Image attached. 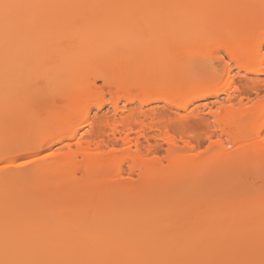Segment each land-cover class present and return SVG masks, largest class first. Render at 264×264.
<instances>
[{"label": "rangeland", "instance_id": "1", "mask_svg": "<svg viewBox=\"0 0 264 264\" xmlns=\"http://www.w3.org/2000/svg\"><path fill=\"white\" fill-rule=\"evenodd\" d=\"M15 1L17 0H9L8 4L2 7L1 11L5 17L2 13L0 15V23L6 19L7 24V28L0 32L6 33L12 47L8 54L0 56V133L5 130L17 136L23 135L17 139L33 147L18 155L19 157L16 156V160H23L37 150L41 156L55 153L56 158L70 152L77 154V142L92 130L96 116L106 115L110 118V124L113 126L102 128L106 133L113 130L124 131L125 122L136 121L146 125L144 133L151 137L149 144L156 149V155L163 165H167L168 151L174 146L188 161H205L206 158L211 160L215 156V159L211 160L214 163L207 164L209 169H212L205 168L208 173H194L190 178L192 180L189 179V175H192L190 173L184 178H188V181L182 180V184L158 187L149 185L151 187H147L148 190L144 188L146 194L141 190L146 196H140L146 198L142 204L141 198L137 200L138 190L136 195L134 194L136 197L131 195L132 200L122 193L106 195L98 192L87 200L94 202V205H88V211H91L89 215L97 213L94 210L96 208L104 214L107 210L103 206L109 202L125 205L129 210L149 207L148 210L160 215L186 216L188 212H198L201 207L208 206L204 208L206 211L201 208L199 213L203 215L213 212L218 215L223 214L224 210L228 212V209L229 212L232 210L233 215L236 212H246L250 215L253 212V216L262 213L264 161H250L251 164L247 163L245 166L234 163L237 161L234 160L230 165L235 167V171L232 168L224 170L228 164L222 171L223 167L221 163H217L216 154L222 152L221 149L230 152L234 148L228 144V137L215 130L210 111L202 107L206 103L213 106L216 102L214 95L220 89L218 96L221 95L217 102L225 105L227 90H223L227 86L239 102L241 93L245 90L241 84L243 79L253 77L245 73L244 69L251 67L264 70L261 55L253 56V49L264 39V0H185L179 11L173 10L172 5L165 1L159 4L148 1L110 2L90 5L75 11L69 9L76 7V4H47L43 0H36L22 7ZM65 18L70 22L62 24ZM74 20L82 23L76 25ZM237 43H242L247 56L252 58L238 63L235 54ZM210 57L219 58L221 61L212 67ZM225 69L230 71L228 80L223 79ZM101 79L129 81L136 84V89L129 95H117L110 93ZM258 100L264 101V93L260 98L250 94L248 101L254 104ZM143 103L147 105L145 110L159 108L161 111L168 106L180 107L182 109L178 111V116L184 119L179 121L174 112L170 113L169 118H163L159 114L142 116L129 113V109L139 108ZM11 106L16 108L11 110ZM113 106L121 109L116 118L113 116ZM124 108L126 110H122ZM217 108L218 106L212 107L211 114L217 113ZM16 110L24 113L23 123L16 119L12 123H5V118L12 113L15 115ZM246 124L243 128L245 130L242 129L243 135L250 134L252 140L249 141L255 142L252 137L264 130V117L250 125ZM153 125L158 128L152 129ZM214 132L216 134L211 137ZM131 137L135 138V134ZM137 138L145 148L147 144L143 138L136 136ZM135 141L133 139L129 145L132 152L135 151ZM186 143H190V146H186ZM40 145L42 148L37 149ZM125 148L120 145L116 149L117 154L127 151ZM91 150H95V147ZM77 159L80 160L81 157L78 156ZM54 161L56 160H48L40 163L41 165L34 164L21 170L13 169L12 172H29L31 175L39 167L44 168ZM4 163L1 162L0 165L3 166ZM216 165L222 167L218 170L223 174L215 171L218 167L215 168ZM229 169L234 172H229ZM8 171L7 173H12L11 169ZM42 176L36 179L41 181ZM109 177L114 181L139 182V174H130L126 166L121 172H112ZM43 178L38 183L35 179L30 181L31 186L35 181L37 185L34 184V188H39L38 192H44L41 196L50 191L48 195H51V203L59 204L62 196H57L60 195V186L58 191L54 178L50 181L46 179L52 177ZM64 188L62 186L60 192L68 190ZM58 204H52L51 208H54H50L51 211L48 207V212L49 217L59 218V224H67V217L73 220L75 214H78L71 206L70 211L65 213L61 210L65 206L59 207ZM238 207H245V210ZM78 211L83 212L84 209L78 208ZM8 225L6 227H9ZM70 226L69 230L71 234L75 233L74 237L82 234V237L85 236L86 232H75V224Z\"/></svg>", "mask_w": 264, "mask_h": 264}, {"label": "bare ground", "instance_id": "2", "mask_svg": "<svg viewBox=\"0 0 264 264\" xmlns=\"http://www.w3.org/2000/svg\"><path fill=\"white\" fill-rule=\"evenodd\" d=\"M43 1L47 4H76V7L69 9L73 11L90 5H100L110 2L138 3L142 1H148L152 4H159L165 1L172 5L173 10L179 11L185 3V0ZM8 2L9 0H0V15L2 13L4 16L1 10ZM15 2L23 7L36 2V0H17ZM5 20L3 23H0V30L7 28ZM69 22L70 20H66L65 18L61 23L66 24ZM75 22L77 23L76 25L82 23L80 21ZM259 47L260 43L253 49L254 57H260V53L257 51ZM11 49V41H9L6 33L0 32V56L8 54ZM235 54L238 63H243L249 58H252L250 55L247 56L248 53L244 50L242 43L235 45ZM210 58L209 62L212 67L221 61L219 58ZM244 71L253 77L244 78L243 81L241 80V84L245 87V90L241 93L239 102H237L238 98L234 93L232 94L230 92L227 86L224 88L225 90L222 89L223 91L227 90V93H224L226 95L225 105L217 102V99L221 95L218 96V92L220 91L221 93L220 89L214 95L216 102L212 104L213 106L210 105V107L206 103L202 107L210 111V117L213 119V127L215 130L219 131L221 135L228 137V144L234 148L230 152H225L221 149L222 152L216 154L217 163H221L223 167L216 165L215 168L218 167L215 171L218 172H222L226 164L228 166L224 170L228 171V168L234 170L235 167L230 165L234 160H237L234 163L245 166L247 163H256L254 160L258 162L259 160L260 162L264 161V137L256 133L255 137H252L253 140L255 139V142H250L252 140H250L251 135H243L242 132L245 130L243 128L246 123V125H250V123L252 124V122L254 123L264 117L262 113L264 112V101L258 100L254 104L248 101L250 94H254L257 98H260L264 93V78H260V76L264 77V70L261 68L247 67ZM223 75V79L228 80L230 71L225 69ZM101 81L110 93L117 95H129L132 90L136 89V84H132L129 81L124 82L118 79H101ZM245 101H248L247 103L249 104L245 103ZM144 105L145 103L141 104L139 108L129 109V113L142 116L159 114L163 118H169L170 113L174 112L179 121H183L182 119H184L178 116V111L182 109L180 107L168 106L159 111V108L145 110L147 105ZM217 106L218 108L216 110L218 112L211 114L212 107L216 108ZM13 108L15 109L16 107L11 106L9 109L13 110ZM112 110L114 118L118 117L119 113H121V109L117 106H113ZM122 110L126 109L124 108ZM96 117L97 119L92 130L85 134L86 137L78 140L77 154L70 152L58 158L51 154L41 156L38 154L39 150H37L33 155L18 161L16 160L18 159L16 156L33 149V147L17 139L22 138L23 135L17 136L13 132H5V130H3L4 133H0V137L2 138L0 139L3 140H0V143L2 142L0 144V163L7 162L8 165L5 166V163L3 166L0 165V264H264V210H261V215L255 214L258 217L260 215L259 218H262L261 220L253 216V212L251 215L246 214V212H242L244 214L238 212L237 214L234 210L233 213L235 214L233 215L231 214L232 210L229 212L228 209V212H226L224 210L225 208L223 210L226 214L224 212L218 215L213 212H207L208 215L207 213L201 215L199 210L203 207H199L198 212H191L188 208L191 213L186 209L188 212L186 216L176 214L160 215L148 210L149 207H145L146 210H144V207L129 210L125 208V205L109 202L103 206L107 210H103L105 212L104 214H101V210L96 208L94 210L97 213L94 212V215H89L88 213L91 211H88V205H94V202H87V200L91 199L98 192H103L106 195L122 193L129 200H132L133 196H137V200H140L139 198L141 200L142 198L144 199L142 201L140 200L142 204L146 200L144 198L146 196L141 191L142 189H147V187L149 189L151 186L158 187L168 186L170 184L175 185L176 183L182 184V180L183 182L186 179L188 181V178L185 180L184 178L188 177L190 173L192 175H189V179L194 173L207 171L209 169L208 165L212 163L211 160L215 159L214 156L211 160L210 158H206L205 161L204 159H191L188 161L185 155H182L174 146H171L168 151L167 165H163L156 155V149L149 144L151 137H147L144 133V129H146L145 124L129 121L124 123V131L113 130L111 133H106L102 131V128L113 126L110 124V118L106 115L105 117ZM23 118L24 113L16 110L15 115L12 113L11 116L5 118V123H12L15 119L23 123ZM196 118H199V116H196ZM153 128L158 127L153 125ZM136 129L137 131H135ZM133 134H135V138L131 137ZM215 134L216 132L211 137H214ZM136 136L143 138L147 144L145 148L142 143H139ZM133 139L136 140L134 152L131 151L129 146ZM249 142L254 143L253 145L255 147L252 144L250 145ZM120 145L126 147L125 149L127 151L122 154H117L116 149ZM41 146L37 147V149H41ZM93 146L95 150H91ZM186 146H190V143H186ZM143 151L145 155H143ZM78 156L81 157L80 160L77 159ZM207 159L210 163H207ZM48 160L56 161L50 165H45L44 168L39 167L31 175L29 172H23V174L21 172H12L13 169L21 170L30 165H41L40 163ZM124 166L127 167L130 174L136 172L139 174V184L137 182L114 181L110 179L111 177L109 176L112 172H121ZM205 168L207 170H204ZM218 168H222V171L220 169L218 170ZM10 169L13 175L7 173L8 170L10 172ZM211 171L213 172L214 170ZM224 173L226 172L224 171ZM2 174L6 176H2ZM40 175L45 176V178L52 177L51 179L47 178V181L54 178V182L58 184L57 188L60 186V191L62 186L65 187L64 189L71 191L64 190L63 193L58 188V194L60 195L57 196L62 195L61 201L59 202L60 206L58 202L56 204L55 202L51 203V195H48L50 191L44 194V196H41L44 192H38L39 188H34L35 181L37 183L40 181L36 177H40ZM43 176L41 181L44 179ZM34 179L35 181L31 186L32 182L30 181ZM134 185L137 187H135L136 189ZM149 185L151 186L149 187ZM43 187L45 188V186ZM130 187L133 188L131 190L135 191V193L130 190ZM54 189L56 190V188ZM146 189L144 190L145 194ZM137 190L139 191L138 195H136ZM141 195L144 197H140ZM50 203L51 205H48ZM52 204H58L59 207L65 206L63 207L64 209H61L65 213L70 211L71 206L78 214H75V218L68 214V216L73 217L74 221L67 217V224H59V218L49 217L48 207L49 211H51ZM189 205L192 208V205ZM78 208L84 209V211L79 212ZM173 209L171 208V210ZM212 209L214 210V208ZM45 210H47L46 213ZM244 210L245 207L243 208ZM83 213L85 214L82 215ZM209 213L212 214L209 215ZM255 213H257V210ZM8 223L11 224L8 225ZM70 224L72 227L75 224L76 227H73L75 228V232H86L85 236L82 237V234L79 235L80 237H74L75 233L71 234V230H69L71 228ZM7 225L9 227H6ZM58 225L59 228H57ZM60 225L62 226L60 227Z\"/></svg>", "mask_w": 264, "mask_h": 264}, {"label": "snow or ice", "instance_id": "3", "mask_svg": "<svg viewBox=\"0 0 264 264\" xmlns=\"http://www.w3.org/2000/svg\"><path fill=\"white\" fill-rule=\"evenodd\" d=\"M257 51L260 53L261 55V64L264 65V39H262L260 41V47L257 49ZM261 136H264V130H262L260 133H259ZM55 155V153H53ZM5 166H8L7 165V162L5 163Z\"/></svg>", "mask_w": 264, "mask_h": 264}]
</instances>
